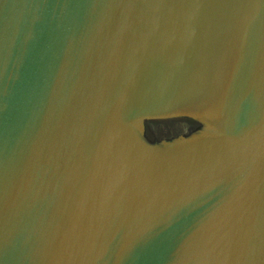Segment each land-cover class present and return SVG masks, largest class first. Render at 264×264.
I'll list each match as a JSON object with an SVG mask.
<instances>
[{"label": "water", "instance_id": "95a60500", "mask_svg": "<svg viewBox=\"0 0 264 264\" xmlns=\"http://www.w3.org/2000/svg\"><path fill=\"white\" fill-rule=\"evenodd\" d=\"M0 264H264V0H0Z\"/></svg>", "mask_w": 264, "mask_h": 264}]
</instances>
